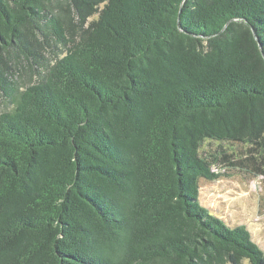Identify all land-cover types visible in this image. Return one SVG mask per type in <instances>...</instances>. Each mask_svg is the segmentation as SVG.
Listing matches in <instances>:
<instances>
[{"label": "trees", "instance_id": "obj_1", "mask_svg": "<svg viewBox=\"0 0 264 264\" xmlns=\"http://www.w3.org/2000/svg\"><path fill=\"white\" fill-rule=\"evenodd\" d=\"M0 108V264H264L199 200L264 178V0H0Z\"/></svg>", "mask_w": 264, "mask_h": 264}, {"label": "rangeland", "instance_id": "obj_2", "mask_svg": "<svg viewBox=\"0 0 264 264\" xmlns=\"http://www.w3.org/2000/svg\"><path fill=\"white\" fill-rule=\"evenodd\" d=\"M247 150L242 145L220 146L208 141L201 151L204 156L215 154L219 157H222L223 152L235 153L240 160L250 156ZM223 170L225 166L215 169L220 173ZM226 173L230 174L215 182L201 181L200 204L211 215L223 219L228 225L243 227L264 252V178L255 177L252 172H242L239 168L228 167Z\"/></svg>", "mask_w": 264, "mask_h": 264}, {"label": "water", "instance_id": "obj_3", "mask_svg": "<svg viewBox=\"0 0 264 264\" xmlns=\"http://www.w3.org/2000/svg\"><path fill=\"white\" fill-rule=\"evenodd\" d=\"M260 48H261V46H260Z\"/></svg>", "mask_w": 264, "mask_h": 264}]
</instances>
